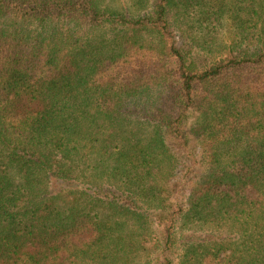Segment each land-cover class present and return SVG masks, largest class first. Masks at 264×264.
<instances>
[{"label": "trees", "instance_id": "16d2710c", "mask_svg": "<svg viewBox=\"0 0 264 264\" xmlns=\"http://www.w3.org/2000/svg\"><path fill=\"white\" fill-rule=\"evenodd\" d=\"M109 1L0 0V264H264V0Z\"/></svg>", "mask_w": 264, "mask_h": 264}, {"label": "rangeland", "instance_id": "374dc122", "mask_svg": "<svg viewBox=\"0 0 264 264\" xmlns=\"http://www.w3.org/2000/svg\"><path fill=\"white\" fill-rule=\"evenodd\" d=\"M149 1V0H148ZM147 1V2H148ZM153 2L154 0H150ZM114 7L124 8L128 9L129 11H136L138 2L137 0H111L109 1ZM182 30L175 29L176 38L179 42V44L183 47H186L188 49H191V53L193 54L195 60L198 64L206 63L207 61L214 58L217 54L218 46L220 45L221 41L230 40L232 34H231V26H233L232 19L228 20L226 22L225 27L221 28L218 32L211 31L209 32L207 29H203L201 26H198V24L193 23L192 20L184 19L181 21V24H179ZM176 26V27H179ZM209 32V35H205L204 33ZM174 92L172 90H167L163 92L162 100H161V106L163 110L165 111H171L172 107L171 104L173 102ZM140 105H146L148 104V101L140 100ZM140 116L133 115L134 118L140 119L142 122L146 121L147 117L145 115L139 114ZM194 119V116L190 117V121ZM138 125V123L132 124V127L135 128ZM191 156L187 155V153H184V156L181 155V163L178 167V175L177 177L171 181V192H172V200L174 202H183L184 199V192L187 185V180L191 173L189 172L188 168L191 164L190 161ZM165 221L157 220L156 228L158 231H163L164 223ZM178 233H181L182 240L183 239H189V238H196L201 239V237H204L206 233L203 231H195V230H180L179 227ZM181 240V241H182ZM179 246V243L178 245ZM180 248V246H179ZM161 256V252L159 251L157 253ZM173 252L166 253L162 251L161 259L164 260L165 255H171L170 258H173L172 256ZM164 255V256H163Z\"/></svg>", "mask_w": 264, "mask_h": 264}]
</instances>
